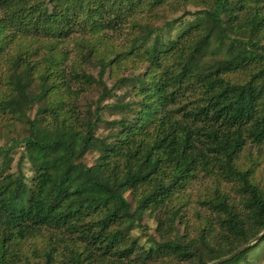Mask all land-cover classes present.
<instances>
[{
    "label": "trees",
    "instance_id": "1",
    "mask_svg": "<svg viewBox=\"0 0 264 264\" xmlns=\"http://www.w3.org/2000/svg\"><path fill=\"white\" fill-rule=\"evenodd\" d=\"M0 139V264L228 255L264 229V0H0Z\"/></svg>",
    "mask_w": 264,
    "mask_h": 264
},
{
    "label": "rangeland",
    "instance_id": "2",
    "mask_svg": "<svg viewBox=\"0 0 264 264\" xmlns=\"http://www.w3.org/2000/svg\"><path fill=\"white\" fill-rule=\"evenodd\" d=\"M124 41V39H123V36H122V39H118L117 40V42H119V43H121V42H123ZM3 143V141L0 139V145ZM19 149L20 148H18V147H14V146H11L10 147V149L8 150V153H9V156L11 157V158H13V159H15V158H17V156H18V151H19ZM253 155H254V150H253ZM93 159H94V156H92V154L91 155H88L87 157H86V161L88 162V163H90L91 161H93ZM12 164H14V161H13V163ZM27 167V166H26ZM256 174H257V176L258 175H260V174H263L264 175V162H262V164H261V166L259 167V169L257 170V172H256ZM194 190V193L195 194H198V190L195 188V187H190L189 189H188V191H193ZM187 191V192H188ZM195 194H190L189 195V200H188V202H187V204H190V202L192 201V200H194L193 198H195ZM185 204V203H184ZM188 208H190V205L187 207V209ZM33 237H31L30 239H22L21 240V243H22V245H27L28 244V242L32 239ZM33 241H35V238H33ZM252 254L255 256H257L258 258H259V262H260V264H264V245H263V243L262 244H260L259 246H257L256 248H254L253 250H252Z\"/></svg>",
    "mask_w": 264,
    "mask_h": 264
},
{
    "label": "water",
    "instance_id": "3",
    "mask_svg": "<svg viewBox=\"0 0 264 264\" xmlns=\"http://www.w3.org/2000/svg\"><path fill=\"white\" fill-rule=\"evenodd\" d=\"M264 236V229L261 230L256 236H254L252 239H250L249 241H247L246 243L242 244L241 246L237 247L235 250H233L232 252H230L228 255L223 256L221 258H218L216 260H213L211 262H208L206 264H218L220 262H223L225 260H228L232 257H234L235 255L239 254L240 252L246 250L247 248H249L251 245H253L255 242H257L258 240H260L262 237Z\"/></svg>",
    "mask_w": 264,
    "mask_h": 264
}]
</instances>
